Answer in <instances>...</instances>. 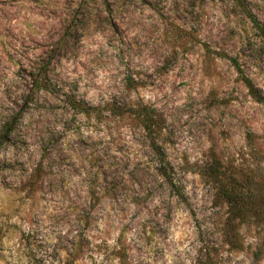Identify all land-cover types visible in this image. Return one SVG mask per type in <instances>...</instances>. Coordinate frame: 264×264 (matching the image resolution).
<instances>
[{"label": "rangeland", "instance_id": "374dc122", "mask_svg": "<svg viewBox=\"0 0 264 264\" xmlns=\"http://www.w3.org/2000/svg\"><path fill=\"white\" fill-rule=\"evenodd\" d=\"M250 14L264 0H0V264H264V223L231 224L207 175L264 215V102L227 57L263 94Z\"/></svg>", "mask_w": 264, "mask_h": 264}, {"label": "trees", "instance_id": "16d2710c", "mask_svg": "<svg viewBox=\"0 0 264 264\" xmlns=\"http://www.w3.org/2000/svg\"><path fill=\"white\" fill-rule=\"evenodd\" d=\"M251 21L255 24V27L261 32L263 35V48H264V22L261 25L258 22V19L253 14H250ZM228 55V54H225ZM228 59H230L234 66L237 68L238 72L242 75V80L246 84L249 89L250 94L257 99L258 101L264 102V93L262 94L258 85L254 82V80L244 72L238 58L235 56L228 55ZM45 81L41 78V74L38 73L33 80V92H36L38 89L46 88L47 85L44 84ZM69 104H71L72 108L78 112L92 113L97 112L98 108H95L91 105H88L87 101L84 99H77L75 95L71 96L69 100ZM115 109L119 108H111V112ZM116 111V110H115ZM155 114V110H145L141 116V119L146 127H152L153 115ZM101 115V114H100ZM13 129V127H9V130ZM255 134L251 131L247 133V138L249 143L254 144ZM222 165L211 164L207 172L215 183L216 186V195L220 198H223L228 204V212L229 217L228 220L232 224L235 223L236 220L241 222H246L251 218L258 219L260 223H264V215L263 209L253 208L252 204L254 200L258 197V194L253 193L249 189H245L243 185L238 184L237 178L233 177L231 173H229L226 169L222 168ZM166 175V174H165ZM173 187H176L173 183V180H169ZM180 193V192H179ZM263 202V196H262Z\"/></svg>", "mask_w": 264, "mask_h": 264}]
</instances>
